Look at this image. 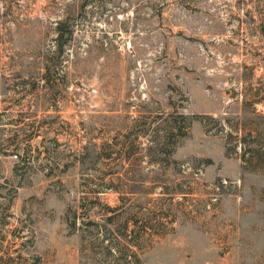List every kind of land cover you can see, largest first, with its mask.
<instances>
[{"label": "rangeland", "instance_id": "rangeland-1", "mask_svg": "<svg viewBox=\"0 0 264 264\" xmlns=\"http://www.w3.org/2000/svg\"><path fill=\"white\" fill-rule=\"evenodd\" d=\"M105 207L141 264H264V0H0V264H94Z\"/></svg>", "mask_w": 264, "mask_h": 264}, {"label": "trees", "instance_id": "trees-1", "mask_svg": "<svg viewBox=\"0 0 264 264\" xmlns=\"http://www.w3.org/2000/svg\"><path fill=\"white\" fill-rule=\"evenodd\" d=\"M193 120L191 116L178 114L176 119L165 121V136L175 139L185 137ZM200 121L205 128L204 119L201 118ZM155 133L158 137L159 127L156 128ZM173 151L174 147L169 154L171 155ZM105 209L111 214L105 215L98 221L92 220L95 214H91L89 209L80 212L79 217L73 214L71 220L67 218L68 227L72 231H78L81 235L82 252L94 264H141L139 254L143 251L148 239L153 234L164 235V233L157 232L154 227L158 225H150L149 222H144L139 226L133 215L124 218L125 213L118 207H105ZM77 217L81 220L78 227Z\"/></svg>", "mask_w": 264, "mask_h": 264}]
</instances>
